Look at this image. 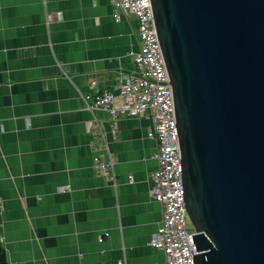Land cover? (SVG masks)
<instances>
[{
  "label": "crops",
  "instance_id": "crops-1",
  "mask_svg": "<svg viewBox=\"0 0 264 264\" xmlns=\"http://www.w3.org/2000/svg\"><path fill=\"white\" fill-rule=\"evenodd\" d=\"M113 0H0V244L9 264H165L150 244V119L86 108L136 73L131 13ZM93 83L95 85H93ZM114 160L115 181L93 168Z\"/></svg>",
  "mask_w": 264,
  "mask_h": 264
},
{
  "label": "water",
  "instance_id": "water-1",
  "mask_svg": "<svg viewBox=\"0 0 264 264\" xmlns=\"http://www.w3.org/2000/svg\"><path fill=\"white\" fill-rule=\"evenodd\" d=\"M193 264H264V0H147Z\"/></svg>",
  "mask_w": 264,
  "mask_h": 264
},
{
  "label": "built area",
  "instance_id": "built-area-1",
  "mask_svg": "<svg viewBox=\"0 0 264 264\" xmlns=\"http://www.w3.org/2000/svg\"><path fill=\"white\" fill-rule=\"evenodd\" d=\"M112 18L133 14L138 21L140 47L130 51L136 73L119 78L120 101L107 90L88 99L86 108L105 112L115 123L119 114L146 115L151 121L148 137L155 139L154 158L157 167L152 173L151 197L161 205V222L150 244L163 251L165 264H193L196 248L194 229L183 203V184L169 81L156 40L147 0H113ZM93 85H95L93 83ZM93 168L107 181H115L114 160L93 156Z\"/></svg>",
  "mask_w": 264,
  "mask_h": 264
},
{
  "label": "trees",
  "instance_id": "trees-1",
  "mask_svg": "<svg viewBox=\"0 0 264 264\" xmlns=\"http://www.w3.org/2000/svg\"><path fill=\"white\" fill-rule=\"evenodd\" d=\"M0 264H9L6 257V252L1 244H0Z\"/></svg>",
  "mask_w": 264,
  "mask_h": 264
}]
</instances>
